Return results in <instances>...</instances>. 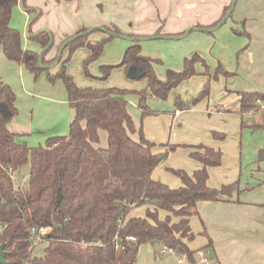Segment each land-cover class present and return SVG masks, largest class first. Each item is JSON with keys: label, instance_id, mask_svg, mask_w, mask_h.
Wrapping results in <instances>:
<instances>
[{"label": "trees", "instance_id": "16d2710c", "mask_svg": "<svg viewBox=\"0 0 264 264\" xmlns=\"http://www.w3.org/2000/svg\"><path fill=\"white\" fill-rule=\"evenodd\" d=\"M19 1L0 0V47L8 59L38 77L57 60L58 56L46 58L54 37L51 31L34 32L35 18L29 24L30 38L42 48L49 47L40 58L41 52L23 46L21 31L10 24L13 8ZM236 2L232 0L225 6L213 23L198 24L191 31L212 33L232 16ZM101 29L106 35L92 42L90 36ZM161 30L162 25L149 38L181 37L186 33L164 34ZM234 32L239 34L236 29ZM121 35L125 34L116 24L93 30L83 26L62 45L69 49L70 56L82 47L91 50L83 64L89 74L90 62L100 56L109 40ZM125 36L133 40L119 66L133 73L141 70L142 78L147 79L146 88L81 86L66 71L70 56L65 61L60 58L61 68L48 76L51 81L64 82L74 117L68 135L51 136L45 145L29 146L17 140L19 134L9 127L18 114L16 93L0 75V245L5 244L6 251V262L0 264H136L141 245L147 243L173 248L193 261L197 251L211 248V241L198 249L189 246L188 242L196 236L190 218L198 215V202L230 201L234 192L242 191L238 181L221 187L208 183V168L222 164L223 152L204 143L187 145L191 157L202 167L191 173L169 168L182 181L178 187L156 180L152 173L162 160L154 152L157 143L146 137L143 126L136 125L128 109L129 96L135 94L142 117L158 113L147 102L150 94L166 99L180 83L198 73V63L207 73L210 66L204 57L194 53L185 58L181 70L169 69L167 77L162 79L154 69L155 58L142 54L140 41L145 36ZM113 67H101L106 77ZM220 75L231 77L235 73L219 63L212 77L219 79ZM210 84L209 81L192 99L194 104L208 95ZM238 95L242 127L264 129V123H248L245 118L251 111H258L254 101L264 98V93L242 91ZM175 106L185 110L189 103L177 96ZM100 130L107 132L106 147L101 145ZM134 133L139 134V140L132 137ZM212 135L216 139L225 138L224 133L216 130ZM162 145L167 147L165 154L180 146ZM259 159H264V149ZM25 165L29 166L27 186L17 187L12 174ZM144 205H148L145 216L128 217L134 207ZM161 211L166 212L165 218H161ZM49 224L54 225L46 235L48 242L43 253L34 254L30 250V228Z\"/></svg>", "mask_w": 264, "mask_h": 264}, {"label": "crops", "instance_id": "0c3cea01", "mask_svg": "<svg viewBox=\"0 0 264 264\" xmlns=\"http://www.w3.org/2000/svg\"><path fill=\"white\" fill-rule=\"evenodd\" d=\"M52 1H54V3L52 8L53 11L51 14L53 15L54 25L40 22L38 23V27L36 28L38 31L45 30L47 28L52 29L49 31L53 33L54 44L46 55L47 59H52L58 56L60 48L62 46L61 43H63V40L65 39L63 36L77 31L78 27L80 26V21L77 22L80 12H88V14L91 15V18L85 19V24H88L89 26L93 25L91 28H103L104 23L106 22L104 19H102L103 16H99L97 10H99V12L101 13H104L105 7H107L108 9L117 13V21L119 23L120 20L121 22H124L125 27L130 30V34H134L136 36H145L141 39V41H149L152 40V38H149V34H154L156 32V30L160 27V23H162V20V32L164 34L168 32H186L188 28L192 29L198 24L209 25L219 19L223 13L224 7L230 4L232 0H183L182 11L179 9V6H177L181 0H88L89 4L88 6L86 5L87 7L81 5V7H79L77 10H75L76 3H73L75 0ZM69 2L72 3L68 6H64L65 3ZM18 4L22 7L20 1ZM23 7V11L26 12V9H24L25 7ZM175 9L177 10V12H175L177 15L173 16L172 18H178L181 20H179V22L175 24L169 23L167 21L168 18L165 16L166 14L174 12ZM39 10L40 14L38 15L37 19L42 15L43 12H45L42 9ZM48 12L50 13V10ZM232 13L233 17L229 18V22L226 21L223 25H220L212 30L213 32L215 31L213 36L208 34L203 35V33L201 32H197L199 34L193 35L194 38H201L203 40V43L206 45V48L202 43L193 41L194 45L190 49L188 54L195 53V51L204 55L209 54L211 57L210 62H212L211 65H213L216 63V61H218V56L225 55V46L228 47L227 49L230 48V55L234 52V54L237 53V61L235 63L233 61L231 67L227 66L224 61L225 66L228 69L232 70L230 72H234L235 75L227 79L225 77H222L224 88L225 90L226 88H229V92L227 90V93L225 95L226 97L223 98L221 103L219 104L221 107L231 108L233 110H236V112L238 113L240 109L238 92L249 91L264 93V0H237ZM63 19L67 20L68 23L76 22L78 24V27L71 30L70 33L62 32L64 31L63 29H61V26L63 25L62 22L64 23L65 21ZM26 20H29L28 16ZM228 23L230 25V28L227 31L218 32L224 25H227ZM29 24L26 34H22V43H25L23 44L24 47L28 46L26 39H31L29 33ZM235 29L237 30V32H239V34H236L234 32ZM197 30L198 29H195L193 31ZM60 31L62 32V34H60ZM103 31L104 30L101 29L100 32ZM229 31H231V38L233 39L231 41L229 40ZM191 32L192 31L176 39L189 37L191 35ZM57 34L59 35L60 39L57 43H55ZM105 34L103 35V37L105 36ZM92 35L90 36V40L92 37V42H96L99 40L98 39L93 41ZM160 38L163 39L166 37L160 36ZM225 38L228 39L227 43L224 40ZM125 39L132 43L133 39L131 37L128 36ZM215 47L219 48V54L213 53V51L216 50ZM35 48H37L39 52L43 51L44 49L39 43L35 45ZM146 50L147 52H149V49ZM78 52L82 54V57H79L80 60L86 58L90 53V51L88 50H86V52H82L81 50H79ZM142 54H144L143 51ZM147 56H149V54ZM223 58L224 57H221L222 60ZM58 64L59 63L57 62L54 65H50V68H57L59 66ZM198 64L203 66L201 63ZM203 67L202 69H204ZM14 73H18V76L21 79L22 83L24 78L28 77L24 66L8 59L3 52V49L1 48L0 75L2 79H4V81L6 82V80H8V78H10V76H12ZM138 73L139 72L133 74ZM48 87L49 86L47 85V87L44 88L40 93L35 91V95H39V98L42 99L44 103L51 104L53 111L59 117L54 118L51 121V125H42L37 127L38 132L42 134L41 136H44V140H46L49 136L51 137L52 135H57V132H59V130H63V132H66L65 130H67L68 122H70L74 117L73 109L67 108L69 100L67 98L68 96L66 97V94L62 89L63 86L59 84V86H57L58 91L55 88L52 92L49 93V96L46 95V92H48ZM53 95H58L60 98L55 99ZM185 110H180L175 107L174 111H170L171 115L168 116V120L171 121H169L168 123H166V120L163 121L165 124V128L169 124H172V126L173 124H177L179 118L183 115ZM200 110L202 114H205V112L208 111H203L202 109ZM238 115L242 118L240 113H238ZM245 118L246 120H248V123H264V112L258 111L254 115L246 116ZM14 119L9 122L10 129L19 134L20 137L18 136L17 138L19 142L27 143L28 141L26 140V138L33 134L29 123H27L26 121L19 122ZM134 121L138 124V121L136 119ZM156 121L158 120L156 119ZM141 125L143 126V123ZM143 129L146 128L144 127ZM164 130L166 132V129ZM103 131L105 130H100L101 145L106 147L105 137L107 140V132ZM146 131L148 132L147 129ZM246 132L250 133L246 134ZM103 133H105L106 136H104ZM239 134H241L240 137L237 135L235 137L236 140L227 144L225 151L233 150V153L236 157L240 156L239 144L242 140H247L245 146L242 149L244 156L245 148L248 149L247 153L248 155H250V159L249 161H247V174L245 181L247 183V186L249 187H243L240 193L234 192L233 196L230 198V201L222 200L198 202V215H194L190 218V224L192 230L195 234H197L200 240L198 242V245H193V242H195L194 240L189 241L188 244L192 249H198L202 246L208 245V243H210L211 241V248L213 249L221 264H264V159L260 160L258 158L261 150L260 148L264 146V129L254 130L249 127H242ZM150 135L152 136L150 137ZM175 135L176 133L171 131L170 139H173ZM259 135L260 140H258V138H255ZM155 136V133L153 134L152 132L151 134L148 133V136L146 134V137L152 141H154L153 139H156ZM132 137L136 140H139L138 133L132 134ZM239 138H241L240 141ZM223 142L224 141H221V143L217 145L214 140L209 141L210 146L211 144H213L212 146L214 148H225L226 142ZM229 148H231V150ZM154 152L159 153L161 152V149L156 146L154 148ZM255 156H257V159L252 161ZM162 159L164 160V158ZM197 162L199 163V165H195L194 170L202 167V164L199 161ZM220 166L208 168L210 172L208 183L210 186L221 187L225 183L232 182L235 176H237V168L235 166L230 174H224L226 172V169L223 166ZM214 174H216L219 178L218 181H212ZM152 177L156 180L167 183L172 187H178L182 185L181 179L177 176H174L179 179V181H177L175 178L169 176V174H167L162 169L161 163L154 169ZM147 208L148 205L134 207L130 211L128 217L145 216ZM160 216L161 218H165L166 212L161 211ZM159 245L160 244L158 243L143 244L141 245L139 252L144 247L150 248L151 250L159 248L160 250ZM171 255L178 263L176 256L173 254ZM137 262L136 264H138Z\"/></svg>", "mask_w": 264, "mask_h": 264}, {"label": "rangeland", "instance_id": "374dc122", "mask_svg": "<svg viewBox=\"0 0 264 264\" xmlns=\"http://www.w3.org/2000/svg\"><path fill=\"white\" fill-rule=\"evenodd\" d=\"M70 1H73V0H70ZM53 3L54 1L52 0H26L24 4V7H25L24 9H26V12L23 11L22 7L19 4H17L13 8V11H12V17H11V22H10L11 26L18 28L23 35L26 34L29 22L36 15L35 9L37 10L42 9L45 12H43L42 15L37 19L39 21L36 20L34 24L32 25V30L34 32L38 31L36 28L38 27V23L40 22H45L46 24L54 25L53 15L51 14L53 11L52 10ZM71 3L72 2L65 3L64 6H68ZM73 3H76L75 10H77L79 7H81V5L88 6L89 1L88 0L86 1L85 0H75ZM177 6H179V9L182 11L183 0H181ZM49 10H50V13L48 12ZM97 11L99 13V16L101 17L103 16L102 19H104L106 22L104 23V25L110 26L111 24H116V26H118V28L123 34L129 35L131 33L130 30L125 27L124 22H121L120 20V23H119L117 21L118 15L116 12H113L107 7H105L104 13L99 12V10ZM175 12H177L176 9L174 12L166 14L165 17L168 18L167 21L169 23L175 24L179 22V20H181L178 18H175V19L172 18L173 16L177 15ZM27 16L29 17V20H26ZM232 17L233 16L229 18H232ZM87 18H91V15L88 14V12L79 13V18L77 19V22L80 21L79 27L76 22L68 23L67 20L63 19L65 21L64 23L62 22L63 25L61 26V29H63L64 31L62 30L61 31L70 33L71 30L76 29L77 27H78L77 30H79V28H81L82 26L92 27L93 25L89 26L88 24L84 23V21H86L85 19ZM229 18L227 22H229L230 20ZM162 23H163V20H162ZM162 23H160V26L162 25ZM229 28H230V25L228 23L227 25H224L218 32H225ZM47 30H52V29L47 28ZM61 31H60V34H62ZM103 32L96 31L92 35L93 41L101 39L103 35L105 34V32L104 34ZM197 32H201L203 33V35L208 34L212 36L215 33V31L210 33V32L197 30V31H192L189 37H183L180 39H176V38H179L180 36L171 38L172 35H170V36H165L166 38H163V39L158 37L156 39L152 38V40H149V41L142 40L140 41V44L143 47L141 51H143L144 54L146 55L149 54V56L155 58L154 69L156 71V74L160 78L165 79L167 77V71L169 69L181 70L183 68L185 58L191 57L194 54V53L188 54L190 49L194 45L193 41L202 43L204 47L206 48V45L203 43V40L201 38L193 37V35L199 34ZM71 33L66 34V36H63V37L66 39L70 35L74 34L75 31L72 34ZM161 33H163L162 30H161ZM168 33H173V32H168ZM58 34L55 38V43H57L60 39ZM125 35L114 37L105 44L100 56L97 59L90 62L88 66L89 74H86L83 64H84V61L90 56L91 50L87 47H82L74 51L70 56L69 49L65 48L62 51L61 59L65 61L70 56V58L65 64L67 73L71 75L76 81V83L81 86H94V87L118 86V87L136 89V90L146 88L147 79L142 78V77L133 78L130 76L129 71H126L125 67L119 66V64L123 60L126 49L131 45V42L125 39L128 37V36L126 37ZM149 35L152 36L153 33ZM229 36H230L229 40L230 41L233 40L231 38V31H229ZM26 40H27L28 46H25V48L34 49L38 51V49L35 48V45L38 43L37 41H33L32 39H28V38ZM91 40H92V37H91ZM224 40L226 43L228 42L227 38H225ZM225 47H226L225 55L220 54L222 56H218L217 57L218 61H216V63L213 65H211L212 62H210L211 57L209 54L204 55L202 53H199L202 57H204L208 66L211 65V67H209L208 73L205 71V67L198 64L196 65L197 66L196 70L198 71V73L192 76L191 78L180 83L176 88H174L169 93L166 99H161L155 95L150 94L147 99V102L151 108L159 111L158 113L150 115V116L142 117V114L140 113V110L138 107L137 95L135 94H131L129 96L130 102L128 104V109L131 115L133 116V118H135L138 121V124L135 122L136 125L140 126L143 123V128L145 127L148 130L147 132L146 129H144L145 135L147 134L148 136V133L151 134V132L153 134L155 133L156 139H153L154 140L153 142H156L157 146L161 149V152H159L158 154L162 155V158L164 155H166V157H164V160L162 159L160 162L161 167L167 174H169V176L179 181L177 177H174L176 175L172 173L169 170V168L185 169L186 171L191 173L194 170L195 165L197 164L199 165V163L197 162L198 160L191 157L190 155L191 148L188 147L187 145L198 144V143H204L206 145H210L209 141H212V140H214L216 144L218 145L221 143V141H224L226 142L225 148H222V147L217 148V149H221V151L223 152V161H222L223 164L219 166L220 167L223 166L226 169V172L224 174H230L235 166L237 168V174H236L237 176H235L232 183L238 181L240 188L242 189L243 187H249L247 186V183L245 181H246V174H247V169H246L247 161H249L250 155H248L247 153L248 149L245 148V156H244L243 149H242L245 146L247 140H242L239 144L240 145V156L236 157L233 153V150L225 151L227 144L236 140L235 137L237 135L240 137L241 134L239 133L241 132V128H242V125H241L242 118L238 115L236 110H233L231 108L221 107L219 104L221 103L222 99L226 97L225 95L227 93V90L229 92V88H226L225 90L224 85H223L222 77H225V76L220 75L219 79H215L212 77L215 74L217 65L219 63H221L225 69H228L224 64V61L229 67H231L233 61L234 63L237 61V53L234 54L235 53L234 52L233 54L230 55L231 53L230 48L227 49L228 47L227 46ZM215 48L216 50L213 51V53L219 54L220 53L219 48L218 47H215ZM146 49H149V52H147ZM79 50H81L82 52L84 51L86 52V50H88L90 51V53L86 58L80 60L79 57L80 56L82 57V54L78 52ZM195 53H198V52L195 51ZM221 57H224L223 60L221 59ZM58 65L59 66L57 68L51 67V68H48L47 70L42 71L38 77H35L31 71H29L26 67H24V69L26 70V74H28V77L24 78L23 83L21 79L19 78L18 73H14L12 76H10V78H8V80H6V82L12 86V88L14 89L16 93V104L18 107V114L14 117L15 119L14 118L13 119L19 122L26 121L27 123H29L32 129L31 131L33 132V134L26 138L29 146L45 145L46 140L50 136L46 140H44V136H41L42 134L38 132L37 127L42 126V125H46V126L51 125V121L54 118L59 117L53 111L52 105L49 103H44V101L39 98V95L38 96L35 95L36 94L35 91L40 93L48 85L49 87H48V92H46V95L49 96L50 95L49 93L52 92L55 88L57 90V86L61 84L63 86V88L62 87L61 88L66 94V97L68 96L67 90L66 88H64L65 85H63L64 82L61 79H56L55 81H51L48 76V73L56 74L59 71V69L61 68V63H59ZM108 65H114V67L111 69L110 74L106 77V75L104 74V71L101 70V67L108 66ZM202 67L204 69H202ZM228 70L232 71L230 69ZM225 78L227 79L229 77H225ZM209 81L211 84H210L208 95L194 104L192 102V99L198 96L205 89V86ZM177 96L180 97V99L183 100L184 102L189 103V108L188 110L187 109L185 110L183 115L179 118L177 124L175 125L173 124V126L172 124H169L165 128V124L163 121L166 120L167 121L166 123L171 121V120H168V116L171 115L170 111L175 110V107H176L175 98ZM53 97L55 99L60 98L58 95H53ZM67 108L71 109L69 103L67 104ZM200 109H202L203 111H206V110L208 111H206L205 114H202ZM226 114H229V115H226ZM154 117H157V118H154ZM156 119L158 121H156ZM71 121L68 122L67 124V130H65L66 132H63V130H59V132H57L58 133L57 135H68L70 131ZM164 129H166V132ZM213 130L224 133L225 138L224 139L214 138L212 135ZM171 131L176 133L175 137L173 138L175 140L170 139ZM248 133L250 132H246V134ZM103 134L104 136H106L105 133ZM151 136L152 135H150V137ZM255 138H258V140H260L259 139L260 135L256 136ZM240 139L241 138H239V141ZM105 141H106L105 146H107L106 137H105ZM168 143L179 144L180 146L177 147L175 151H171L168 154H165L167 147L166 145H162V144H168ZM212 145L213 144H211V146ZM263 147L260 149L263 150L264 149ZM229 149L231 150V148ZM255 159H257V156H255L252 161H254ZM12 176H13L14 183L17 187L24 186V184L28 182L29 166L25 165V166L20 167L18 170H16L12 174ZM213 180H216V181L219 180L216 174L213 175L212 181ZM199 240L200 239L196 234L195 239H194L195 242H193V245H198ZM45 244L46 242H42L39 245H37L34 250V254H42ZM137 263L138 264H178L175 258L171 255V253L162 254L159 248H155L151 250L150 248H147V247H144L140 250Z\"/></svg>", "mask_w": 264, "mask_h": 264}, {"label": "built area", "instance_id": "2783aa9c", "mask_svg": "<svg viewBox=\"0 0 264 264\" xmlns=\"http://www.w3.org/2000/svg\"><path fill=\"white\" fill-rule=\"evenodd\" d=\"M255 106L258 111L264 112V98H257L254 101ZM258 111H251L250 116L254 115ZM54 224L33 226L30 228L31 234V246L30 250L34 252L37 245L42 242H48L46 235L52 230ZM132 238V237H131ZM160 252L162 254L171 253L176 256L179 264H221L217 256L215 255L212 248H204L195 254V259L193 261L189 260L187 256L178 253L173 248H169L165 245L160 244Z\"/></svg>", "mask_w": 264, "mask_h": 264}, {"label": "water", "instance_id": "95a60500", "mask_svg": "<svg viewBox=\"0 0 264 264\" xmlns=\"http://www.w3.org/2000/svg\"><path fill=\"white\" fill-rule=\"evenodd\" d=\"M20 3H21V5H22V7H23V6H24L23 0H20ZM23 8H24V7H23ZM36 11H37L36 16H35L33 19L37 18L38 15L40 14V10H37V9H36ZM33 19H32V20H33ZM32 20H31V21H32ZM31 21H30V23H31ZM93 29H94V28H91V30H93ZM45 30H47V29H45ZM47 31H49V30H47ZM190 31H191V28H190V29L188 28L187 31H186V33H189ZM48 47H49V46H47L46 48L43 49V51H41L40 58H42V55H43L44 51H45ZM64 47H65V44H63V45L61 46L60 51H59V54H58V57H57V60H56L55 63H57V62L60 60V58H61V54H62V51H63ZM55 63H53L52 65H54ZM129 74H130V76L133 77V78H141L142 75H143V73H142L141 70L139 71L138 74H133L132 71L129 70ZM159 159H162V155L159 156ZM24 186H27V183H25ZM5 257H6L5 244H1V245H0V263H4V262H6Z\"/></svg>", "mask_w": 264, "mask_h": 264}]
</instances>
